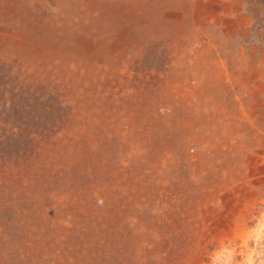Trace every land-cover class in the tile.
Masks as SVG:
<instances>
[{"label": "rangeland", "instance_id": "rangeland-1", "mask_svg": "<svg viewBox=\"0 0 264 264\" xmlns=\"http://www.w3.org/2000/svg\"><path fill=\"white\" fill-rule=\"evenodd\" d=\"M0 264H264V0H0Z\"/></svg>", "mask_w": 264, "mask_h": 264}, {"label": "bare ground", "instance_id": "bare-ground-1", "mask_svg": "<svg viewBox=\"0 0 264 264\" xmlns=\"http://www.w3.org/2000/svg\"><path fill=\"white\" fill-rule=\"evenodd\" d=\"M228 6V5H227ZM231 7V6H230ZM227 9L229 10L230 8H228L227 7ZM216 14V13H215ZM18 18V17H17ZM218 19V18H217ZM240 21V20H239ZM236 23V22H235ZM232 20L230 21V22H228V28L229 29H236V28H238L239 26L237 25V24H235ZM19 29V28H18ZM21 29V28H20ZM129 31V29L128 28H126L125 30H123L119 35H118V37L121 39H123V38H125V36L127 35V32ZM28 32V31H27ZM181 34V33H180ZM118 38V39H119ZM12 39H13V45H14V47H16V48H19V47H21V46H26V45H28V43H29V38H28V36H27V34L25 33V32H23V31H16L15 32V34L13 35V37H12ZM4 42V41H3ZM2 42V43H3ZM86 43V42H85ZM12 43H10V45H11ZM86 44H90V43H86ZM115 47V46H114ZM89 51H92V49H93V46L92 45H90L89 47ZM47 50V45H39V50H38V52H36V54H34L35 55V57H34V61H36V62H40L41 61V55L43 54V52H45ZM114 50V49H113ZM41 52H42V54H41ZM40 56V57H39ZM253 80V79H252ZM210 92H212V90H209ZM206 92V90H203L202 91V93H205ZM206 94H208V93H206ZM206 94H205V98H204V96H202V102H200L201 103V107H203V102L205 101V102H207V103H210V105H212V102L210 101L211 100V98H209V97H207L206 96ZM215 95V94H214ZM208 118V117H207ZM206 118V120L207 121H210L209 119H207Z\"/></svg>", "mask_w": 264, "mask_h": 264}]
</instances>
